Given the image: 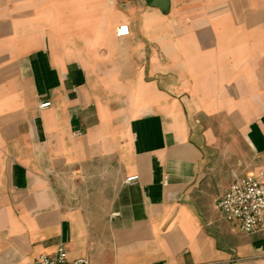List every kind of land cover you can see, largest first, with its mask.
Returning a JSON list of instances; mask_svg holds the SVG:
<instances>
[{
  "label": "crops",
  "instance_id": "obj_1",
  "mask_svg": "<svg viewBox=\"0 0 264 264\" xmlns=\"http://www.w3.org/2000/svg\"><path fill=\"white\" fill-rule=\"evenodd\" d=\"M168 2L0 0V264H264V0Z\"/></svg>",
  "mask_w": 264,
  "mask_h": 264
},
{
  "label": "built area",
  "instance_id": "obj_2",
  "mask_svg": "<svg viewBox=\"0 0 264 264\" xmlns=\"http://www.w3.org/2000/svg\"><path fill=\"white\" fill-rule=\"evenodd\" d=\"M118 38L129 35L128 25H120L115 30ZM49 101L39 103V109L50 107ZM137 176L128 177L125 183H132ZM217 209L223 218L240 233L250 234L255 231H264V180L258 176L244 174L235 179L218 198ZM117 213H113L115 216ZM34 264H90L85 257L70 260L67 251L59 246L51 255H39Z\"/></svg>",
  "mask_w": 264,
  "mask_h": 264
},
{
  "label": "water",
  "instance_id": "obj_3",
  "mask_svg": "<svg viewBox=\"0 0 264 264\" xmlns=\"http://www.w3.org/2000/svg\"><path fill=\"white\" fill-rule=\"evenodd\" d=\"M168 5H169L168 0H152V6L153 7H158L162 11L167 10Z\"/></svg>",
  "mask_w": 264,
  "mask_h": 264
}]
</instances>
